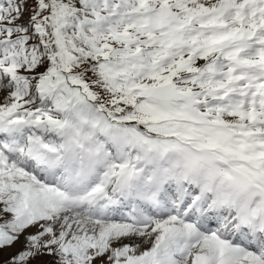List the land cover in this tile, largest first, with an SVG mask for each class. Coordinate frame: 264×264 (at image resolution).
<instances>
[{
  "label": "rangeland",
  "instance_id": "rangeland-1",
  "mask_svg": "<svg viewBox=\"0 0 264 264\" xmlns=\"http://www.w3.org/2000/svg\"><path fill=\"white\" fill-rule=\"evenodd\" d=\"M224 180L264 212V0H0V264H237L238 237L196 220L244 203ZM161 185L190 217L82 236L89 211Z\"/></svg>",
  "mask_w": 264,
  "mask_h": 264
},
{
  "label": "bare ground",
  "instance_id": "bare-ground-1",
  "mask_svg": "<svg viewBox=\"0 0 264 264\" xmlns=\"http://www.w3.org/2000/svg\"><path fill=\"white\" fill-rule=\"evenodd\" d=\"M3 72H4V74L6 73L5 71H3ZM3 93L4 94L1 95L2 97L5 96L4 91H3ZM4 141L5 140H1V143ZM14 150H16V149H14ZM11 152L13 153L12 149H11ZM16 154L17 153H13L11 157H15ZM52 164H54V162ZM52 164L49 166L50 171L47 174V178L52 179L56 182H60V183H62L63 186H67V185H65L64 181L61 182L64 175L61 174L60 171L59 172L53 171ZM205 170L206 171H203L201 173L202 175H200V177L203 179L198 180V178H196L192 183L190 182L191 184H189V187H191V186H193L194 188H196L197 186L201 187V182H203V180L205 178L210 177V171L207 169H205ZM51 173H53V175H51ZM194 174H196V173H194ZM88 175H90V174H88ZM93 175H95V174H93ZM224 181H227L225 183H229L230 187L232 189L236 190L235 196L244 200V203L237 204V202H236L237 200H234V199L232 200V202H228V203L225 202L224 203V197L215 198L216 197L215 196L213 204H211V206H213V208L210 210L211 206H210V208L203 207L202 210L197 212L196 220H199V217L201 215L203 217H207V219L205 218L203 220H206V222L211 221L212 223H214L213 224L214 227L210 229L212 232H214V233L218 232L219 234L223 233L224 235L231 234V235H235V237H238L239 243L241 242L240 252L242 253L244 259L239 261L237 264H250V263H252L253 254L255 252L262 254V256L264 257V247L260 246V242L258 240V237L260 236V234L263 235V240H264L263 205L257 199L252 198V196H250V195L238 194L236 185L233 182H231L230 180H224ZM178 182H179V184H181L183 182V180L178 179ZM172 185H174V184H172ZM172 185H171V188H172ZM161 186H160V188L156 189L155 193H152V194H149V193L145 194V193H147L145 191L140 192L141 188L138 187V188H140V189H137L140 192L138 202H135L134 204L132 202H126L124 205L119 206V209H120L119 214H116V211H117L116 209L111 210V212H110L108 210H104V208H102V207H98L97 209H99V210L96 212L89 211L88 212L90 214L89 216H92L89 218H91V219L92 218L93 219L98 218V219H102V221H101L100 225L93 224V222L87 223L86 226L82 229L84 232V233L82 232L83 233L82 236L85 237L86 234L90 233L93 236H97L98 238H102L100 236V234H102V235H105L107 237L108 242H111L112 237L114 235V232L112 231L113 225H111L112 221H119V220L129 221L131 219H134L133 221H135L136 223L137 222L141 223V222H145V221H150L151 219L162 217V215H164L166 212H168L171 209H173V210L178 209L179 206L181 208V212H184V214H187L184 216L185 218L184 217H181V218H184V219L188 218L191 215L190 213L192 212L189 210L191 206H190V204H188V205H186L188 208L185 207V209L182 210V204L183 203H181V201L185 197V194H186L185 191L186 190L182 189L180 186H179L178 190L175 188L171 189V188H167L165 186H162V187ZM123 189H124V186H123ZM124 190L127 191V189H124ZM211 193L213 195H219V193H221V192H219L218 190H216V191L212 190ZM126 195L127 194H124L123 196L125 198H127ZM204 198H205V195L201 192V194L199 195L198 198L197 197L194 198V202L198 203L199 205L200 204L202 205L205 202L202 200ZM215 201H216V203H214ZM146 203L150 204L151 206L147 207ZM95 204L97 206L98 201H95ZM114 204H118V203L115 202ZM134 206H135V209L131 210L130 208H133ZM242 210H245L247 212V215H245ZM84 213H86V212H84ZM175 213L179 214V212H175ZM81 215L85 216L86 214L85 215L81 214ZM125 219H127V220H125ZM215 227H216V229H215ZM196 236L200 237L201 232H197ZM124 241L126 242V244L128 246L137 245L138 244V234L131 236ZM182 242H183L182 240H179V245H180L179 248H182L183 251H186V249L191 248L189 246L186 247V246L182 245ZM262 244L264 245V242ZM175 258H176L177 264H186L183 261V254H182L181 250L178 251Z\"/></svg>",
  "mask_w": 264,
  "mask_h": 264
},
{
  "label": "flooded vegetation",
  "instance_id": "flooded-vegetation-1",
  "mask_svg": "<svg viewBox=\"0 0 264 264\" xmlns=\"http://www.w3.org/2000/svg\"><path fill=\"white\" fill-rule=\"evenodd\" d=\"M170 42V41H169ZM170 45H171V42H170ZM172 47V46H171ZM184 47H183V45H178V47H177V49L178 50H182Z\"/></svg>",
  "mask_w": 264,
  "mask_h": 264
},
{
  "label": "trees",
  "instance_id": "trees-1",
  "mask_svg": "<svg viewBox=\"0 0 264 264\" xmlns=\"http://www.w3.org/2000/svg\"><path fill=\"white\" fill-rule=\"evenodd\" d=\"M16 203V201H14V204ZM8 205V204H7ZM17 217V216H16Z\"/></svg>",
  "mask_w": 264,
  "mask_h": 264
}]
</instances>
